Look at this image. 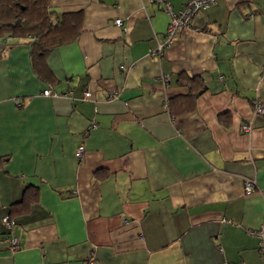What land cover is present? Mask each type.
I'll use <instances>...</instances> for the list:
<instances>
[{"label":"crops","instance_id":"obj_1","mask_svg":"<svg viewBox=\"0 0 264 264\" xmlns=\"http://www.w3.org/2000/svg\"><path fill=\"white\" fill-rule=\"evenodd\" d=\"M50 6L76 34L49 76L28 38H0V264H264L249 233L264 224V0H214L160 55L156 0ZM27 185L37 199L9 231Z\"/></svg>","mask_w":264,"mask_h":264},{"label":"trees","instance_id":"obj_2","mask_svg":"<svg viewBox=\"0 0 264 264\" xmlns=\"http://www.w3.org/2000/svg\"><path fill=\"white\" fill-rule=\"evenodd\" d=\"M75 15L56 12L50 6V0H0V38L3 37L4 42L10 37L28 38L34 71L47 77L49 72L45 63L46 56L55 47L75 38ZM186 77L193 76L180 74L178 83H183ZM190 96L195 95L190 93ZM31 189V186L27 185L21 200L10 205V217H13L14 212L29 207L37 199L36 189Z\"/></svg>","mask_w":264,"mask_h":264},{"label":"built area","instance_id":"obj_3","mask_svg":"<svg viewBox=\"0 0 264 264\" xmlns=\"http://www.w3.org/2000/svg\"><path fill=\"white\" fill-rule=\"evenodd\" d=\"M158 3L161 4L162 9L168 14L169 16V23L167 29L163 36H156V47L152 50V54L160 55L165 48H168L172 45V42L180 31H188L193 33L201 32L199 28L192 26V18L193 16L199 12L200 10L204 9L206 6L210 5L214 2V0H186L180 8H174L171 3L167 0H156ZM114 23L117 25L121 24V18H116ZM124 67L123 65L120 68ZM164 77V76H163ZM162 77V79H163ZM260 78L264 80V61L260 65ZM165 80V78H164ZM42 93L44 95L53 94V91L50 86L43 89ZM85 96L90 95L89 90L84 91ZM254 113L260 114L264 112L263 105L258 101H254ZM249 125H242L243 130H249ZM83 154V146L79 145L76 148L75 156L77 158H81ZM255 188V182L252 179H246L243 184V191L249 192ZM1 222L6 227L7 230H11L14 225V220L12 217L9 216L8 213H5L1 216ZM249 233L255 235L258 238V250L262 261L264 263V224H261L256 229H250ZM9 247L12 250L18 248V241L17 238L13 235H8L7 237ZM219 264H244L243 261L239 262H229V261H222Z\"/></svg>","mask_w":264,"mask_h":264}]
</instances>
